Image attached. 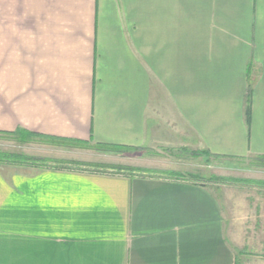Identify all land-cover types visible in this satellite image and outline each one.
<instances>
[{"label": "crops", "instance_id": "0c3cea01", "mask_svg": "<svg viewBox=\"0 0 264 264\" xmlns=\"http://www.w3.org/2000/svg\"><path fill=\"white\" fill-rule=\"evenodd\" d=\"M19 129L143 172L0 163V264H264V204L234 215L174 163L264 157V0H0ZM97 146L133 162L68 157Z\"/></svg>", "mask_w": 264, "mask_h": 264}, {"label": "rangeland", "instance_id": "374dc122", "mask_svg": "<svg viewBox=\"0 0 264 264\" xmlns=\"http://www.w3.org/2000/svg\"><path fill=\"white\" fill-rule=\"evenodd\" d=\"M46 145L47 144L40 139H34L29 143L21 144L18 142V140H16V138L0 135V150L3 152L23 153L33 156L36 159L43 158L42 160L48 161L46 164H44L46 166H68L82 170H88V168H90L66 163L79 162L70 159V161L54 160L56 162L46 159L47 156H55L57 158L62 156L59 149H50L49 147L47 149ZM85 150L89 152H85ZM68 151H74V153L68 154V157L72 159L88 158L89 160H92L95 158L93 160L96 161V159H98V162H112L115 164H126V162H133L131 160L132 156L117 155L118 153L115 155L111 154V152H108L110 154L107 156L97 155L93 147L90 149H84L82 150L83 152H78L76 149H68ZM108 153L105 152V154ZM181 155L183 156L182 160H174V163L178 161L181 162V164L178 166L180 171L183 173L191 171L202 180H205V183L214 188L213 191L215 195L221 200L222 203H224L223 205L226 204L225 198L229 200L230 207L231 210H233L234 215L236 214L239 203L245 202L246 207L248 204H250L251 207H254V203L256 206V204L261 202L258 208L264 204V163L257 160V158H249L245 161H217L215 159L209 160V158L203 156L194 157L192 154L182 153ZM42 162L44 161H41V164H43ZM214 177H219L226 180L225 182L222 181L221 183H216L213 181Z\"/></svg>", "mask_w": 264, "mask_h": 264}, {"label": "trees", "instance_id": "16d2710c", "mask_svg": "<svg viewBox=\"0 0 264 264\" xmlns=\"http://www.w3.org/2000/svg\"><path fill=\"white\" fill-rule=\"evenodd\" d=\"M250 97H251V87L249 88V93L247 95V101H248V106H247V115L249 113V107H250ZM249 122L250 118L247 119ZM0 135H4V136H8V137H13L16 138V140H18L19 143L21 144H26L30 142L31 138L37 137V135L35 134H30L28 132H25L24 130H17L15 132L12 133H0ZM99 151L102 152H117L118 148H114V147H109V146H97ZM196 156H200L202 154L198 153L195 154ZM257 160L261 161L264 163V157H259L257 158ZM41 161L43 164H46L48 161L45 160H40V159H36L34 157L28 156L26 154L23 153H16V152H3L0 150V163H13V164H19V165H35L37 163H41ZM68 164H72V165H76V166H84V167H90V168H94V169H98V170H113L117 173H127L132 175L133 173H142L143 170L141 169H137V168H132V167H128V166H121V165H106V164H85V163H81V162H66ZM159 174L163 175L166 178H170V179H180L182 177H184L181 174L178 173H174V172H159ZM194 179L196 177V175L192 176ZM199 179V177H198ZM226 179L223 178H219V177H214V180L216 183H221L222 181L225 182ZM237 182V181H235ZM241 182V181H238Z\"/></svg>", "mask_w": 264, "mask_h": 264}]
</instances>
